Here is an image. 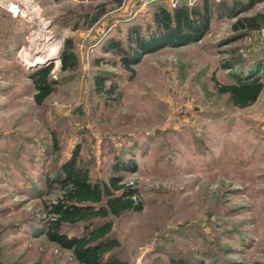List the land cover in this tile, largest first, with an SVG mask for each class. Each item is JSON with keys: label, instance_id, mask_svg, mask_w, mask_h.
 <instances>
[{"label": "rangeland", "instance_id": "374dc122", "mask_svg": "<svg viewBox=\"0 0 264 264\" xmlns=\"http://www.w3.org/2000/svg\"><path fill=\"white\" fill-rule=\"evenodd\" d=\"M157 1L0 0V264H78L44 233L56 174L76 147L91 180L122 174L142 201L140 211L113 218L116 253L128 264H264V26L214 20L200 40L142 54L130 72L104 50L113 40L126 45L134 26L153 33ZM256 12L264 0L239 16ZM66 38L74 70L60 69ZM58 41L57 57L46 59ZM49 63L56 83L37 103L32 76ZM249 68L262 90L234 106L211 77L228 84ZM96 75L115 83L113 93L96 90ZM117 157L132 163L113 171Z\"/></svg>", "mask_w": 264, "mask_h": 264}, {"label": "trees", "instance_id": "16d2710c", "mask_svg": "<svg viewBox=\"0 0 264 264\" xmlns=\"http://www.w3.org/2000/svg\"><path fill=\"white\" fill-rule=\"evenodd\" d=\"M111 1L117 6L122 5L123 2V0ZM259 1L261 0H216L212 6L209 0H200L190 4L174 3L171 8L157 4L152 13L155 26L153 33L143 36L134 26L127 33L126 45L113 40L108 43L104 51L114 50L119 54L123 67L133 72L132 64L140 55L168 45H186L198 41L214 20L236 17L232 29H260L264 26V13L256 12L249 16H239L241 12L250 9ZM104 5V2L97 5L98 11L90 18L89 25L100 18L104 12ZM84 16L87 17L88 13ZM59 59L61 70L77 68L78 60L70 38L63 40ZM227 65L224 64V67H230ZM52 67L53 65L49 63L36 70L32 76L35 88L34 100L37 103L51 93L56 83V80L50 77ZM262 69L263 67H260L261 71ZM254 70L255 68H249L242 76L239 72L235 80L228 84H220L214 76L211 79L217 92L227 94L234 106L245 107L256 100L263 87V82L257 76H253ZM95 86L97 91L106 94L113 93L116 88L115 83L105 86L101 75L95 76ZM77 154L78 147L61 163L56 174L61 179V184L58 195L50 204L49 209L53 216L48 219L44 230L46 238L61 248L70 250L78 264H128L116 253L120 242L112 232L113 218L128 212L140 211L142 201L138 198L136 189L123 181L122 174L112 173L106 180H91L88 170L76 163ZM131 163L129 160L117 157L112 164V170L126 169ZM73 225L82 226L79 234H67L63 231L65 226ZM170 264L190 263L178 258L172 259Z\"/></svg>", "mask_w": 264, "mask_h": 264}, {"label": "bare ground", "instance_id": "6f19581e", "mask_svg": "<svg viewBox=\"0 0 264 264\" xmlns=\"http://www.w3.org/2000/svg\"><path fill=\"white\" fill-rule=\"evenodd\" d=\"M9 5H11V4H9ZM9 10L13 12V7H10ZM58 45H59V41L56 42L55 45L51 46L47 50V52L45 54V56L47 57L46 59H48V60L49 59H55L57 57V52H58L57 47H58ZM41 61H43L42 57H40V56H37L36 58L34 57V61L33 62H41Z\"/></svg>", "mask_w": 264, "mask_h": 264}, {"label": "crops", "instance_id": "0c3cea01", "mask_svg": "<svg viewBox=\"0 0 264 264\" xmlns=\"http://www.w3.org/2000/svg\"><path fill=\"white\" fill-rule=\"evenodd\" d=\"M139 1H142V0H139ZM153 1H155V0H153ZM161 1H164V3H165V2H168L169 0H159V1L155 2V4H160L161 5ZM123 2H124V0H123ZM123 2H122V4H123ZM120 6H122V5H120Z\"/></svg>", "mask_w": 264, "mask_h": 264}]
</instances>
